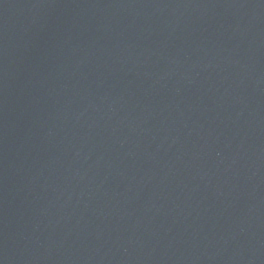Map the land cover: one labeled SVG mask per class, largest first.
<instances>
[{
	"label": "water",
	"instance_id": "95a60500",
	"mask_svg": "<svg viewBox=\"0 0 264 264\" xmlns=\"http://www.w3.org/2000/svg\"><path fill=\"white\" fill-rule=\"evenodd\" d=\"M0 264H264V0H0Z\"/></svg>",
	"mask_w": 264,
	"mask_h": 264
}]
</instances>
